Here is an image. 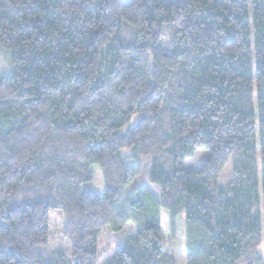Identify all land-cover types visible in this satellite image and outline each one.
Instances as JSON below:
<instances>
[{
	"label": "trees",
	"instance_id": "trees-1",
	"mask_svg": "<svg viewBox=\"0 0 264 264\" xmlns=\"http://www.w3.org/2000/svg\"><path fill=\"white\" fill-rule=\"evenodd\" d=\"M0 51V264H97L127 225L105 264H176L160 209L185 264H264V0H0ZM53 211L71 257L43 261Z\"/></svg>",
	"mask_w": 264,
	"mask_h": 264
},
{
	"label": "rangeland",
	"instance_id": "rangeland-1",
	"mask_svg": "<svg viewBox=\"0 0 264 264\" xmlns=\"http://www.w3.org/2000/svg\"><path fill=\"white\" fill-rule=\"evenodd\" d=\"M130 0H120L122 4H127ZM227 0H208L209 6L215 4H223L226 3ZM166 3H172L176 5H182L185 3V0H165ZM167 39L164 37L163 42L158 44L157 49L163 52H168V48L166 47ZM7 54L0 51V70H7ZM11 69L9 68L8 73H10ZM206 157V152L202 149H197L193 156L189 159H186L184 162L185 171H195L198 170ZM147 158L145 160L141 159V166L143 165L147 168ZM147 178V169L144 170L143 173ZM90 176L91 179L86 185L87 191L90 193L102 195L105 190V184L103 181V175L100 167L98 165H92L90 167ZM231 178V161H229L224 167L219 180V185H225ZM136 180L130 182V184L124 189L123 196L131 195L129 189L132 188V184H134ZM144 184V183H143ZM145 185V184H144ZM148 188L152 190V193L156 198L159 197L158 189L155 186L146 185ZM130 199H125L124 203L121 205V209L124 210L127 201ZM159 218L161 224V230L163 235V246L164 251L166 253H170L175 258L176 264H185V238H184V220L183 216L180 215L176 218L175 224V233L173 238L167 233L169 229V218L168 214L164 209H160ZM64 227L65 220L60 214L59 211H53L50 213V222H49V241L46 247H37L36 251L44 261L46 258L50 257L53 251H58L63 254L64 257L70 259V247L67 240L64 238ZM135 231L131 225H127L126 228L119 232H110L108 230L104 231L100 237L98 242V251L100 254V258L97 261V264H105L110 257L113 255V252L117 247L122 245V243L131 238L134 235ZM170 236V238H169ZM181 237L183 240H181ZM175 239V241H173ZM184 241V243H183ZM260 254L264 255V239L260 247L258 248Z\"/></svg>",
	"mask_w": 264,
	"mask_h": 264
}]
</instances>
